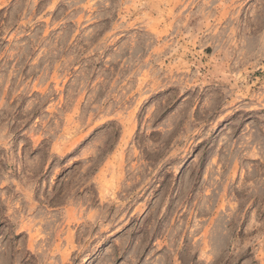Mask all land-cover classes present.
<instances>
[{"label":"rangeland","instance_id":"1","mask_svg":"<svg viewBox=\"0 0 264 264\" xmlns=\"http://www.w3.org/2000/svg\"><path fill=\"white\" fill-rule=\"evenodd\" d=\"M0 264H264V0H0Z\"/></svg>","mask_w":264,"mask_h":264}]
</instances>
